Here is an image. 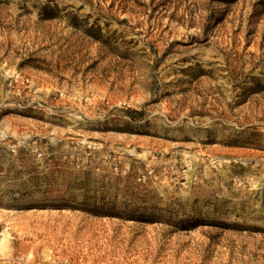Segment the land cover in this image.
Returning a JSON list of instances; mask_svg holds the SVG:
<instances>
[{
  "label": "rangeland",
  "instance_id": "1",
  "mask_svg": "<svg viewBox=\"0 0 264 264\" xmlns=\"http://www.w3.org/2000/svg\"><path fill=\"white\" fill-rule=\"evenodd\" d=\"M0 264H264V0H0Z\"/></svg>",
  "mask_w": 264,
  "mask_h": 264
},
{
  "label": "bare ground",
  "instance_id": "2",
  "mask_svg": "<svg viewBox=\"0 0 264 264\" xmlns=\"http://www.w3.org/2000/svg\"><path fill=\"white\" fill-rule=\"evenodd\" d=\"M5 244V239H3L1 242H0V246H3Z\"/></svg>",
  "mask_w": 264,
  "mask_h": 264
}]
</instances>
